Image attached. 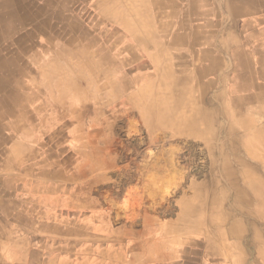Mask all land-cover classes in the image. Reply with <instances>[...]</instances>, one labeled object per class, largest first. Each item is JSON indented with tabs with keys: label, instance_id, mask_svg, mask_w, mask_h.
I'll return each mask as SVG.
<instances>
[{
	"label": "rangeland",
	"instance_id": "obj_1",
	"mask_svg": "<svg viewBox=\"0 0 264 264\" xmlns=\"http://www.w3.org/2000/svg\"><path fill=\"white\" fill-rule=\"evenodd\" d=\"M93 1L80 0L86 36L97 38L98 47L110 44L109 53L126 62L118 67L116 62L113 65L105 60L113 69L112 78L130 73L138 78L112 92L100 74L84 72L94 80L85 85L83 78L76 82L84 97L64 105L51 101L46 106L49 112L44 109L50 114L48 119L35 111L30 100L27 102V132L23 135L12 128L14 120L7 118L5 140L0 143L9 148L14 142L24 145L16 168L25 172L24 178H30L22 186L40 185L33 195H24L10 172L15 167L5 170L6 178L15 177L11 195L14 206L27 216L23 227L9 226L23 242L21 247L8 248V257L15 256V264H264V208L253 210L235 201L224 165L227 162L238 175L236 183L249 190L250 196L251 184L241 175L257 177L264 196V150H250L240 141L229 144L230 139L240 140L244 133L264 125V119L249 111L250 124L233 128L222 114L223 97L228 98L230 90L216 85L203 89L204 98L197 104L212 115L214 125L221 126L215 134L200 124L203 134L196 136L190 129L179 127L175 117L162 123L156 115H145L143 100L145 104L159 98L158 81L163 77L159 65L170 60L176 66L180 60L177 56L167 60L170 49L166 36L158 38L155 45L145 43L141 47L137 41L141 34L110 20L107 13L92 6ZM123 15L131 16L129 11ZM175 18L174 24L178 22ZM155 19L157 23L166 21ZM56 24L63 30L65 21ZM152 54L159 64L158 72ZM192 67L197 72L206 69L201 63ZM146 73L155 76V87L147 89L148 96L142 98L139 91L146 87V79L141 78ZM173 73L177 75L178 70ZM194 87L191 79L182 86L175 85L171 92L178 96ZM51 89L57 91L55 86ZM69 106L76 117L64 112ZM5 159V155L0 157V166ZM33 164L35 169L30 174L24 166ZM43 170L46 175L39 174ZM30 190L27 187L25 192ZM187 202L196 206H188L186 211ZM257 204L255 199L254 206ZM17 217L13 212L11 221ZM141 253H146V259L140 258Z\"/></svg>",
	"mask_w": 264,
	"mask_h": 264
},
{
	"label": "bare ground",
	"instance_id": "obj_2",
	"mask_svg": "<svg viewBox=\"0 0 264 264\" xmlns=\"http://www.w3.org/2000/svg\"><path fill=\"white\" fill-rule=\"evenodd\" d=\"M208 1L214 3L213 0ZM246 2L249 6H253L263 3L264 0H246ZM246 2L244 0H224L219 4L226 11V14L228 13L233 19L237 17L244 19L241 27L231 28L233 30L227 34V40L232 39L237 34L241 40V46L246 51L245 53L240 52L235 48L230 50L232 58L236 60V65L232 68L241 74L233 79V85L236 89L233 88L234 90L230 91L228 98L223 97L222 114L231 121L233 128L236 124H250L251 119L247 116L249 111H256L264 119V14L249 15L247 13L248 7L244 6ZM157 3L159 6L160 4L167 6L163 12L159 13L161 16H158L156 11L154 12L153 5L156 4L155 6H157ZM92 6L98 11L101 9V13H107L111 17L110 20L120 25L122 23L128 28H126L127 30L135 31L141 34L140 36L145 35L146 37H138L137 41L141 47L145 43L146 45H155L158 38L166 36V47L170 49L167 60L173 56H177L180 60L176 66H173L174 62L170 60L159 65L154 61L156 57L152 54L154 69L157 71L162 67L163 77H160L159 81L156 79L159 86L161 85L159 98L157 97V100H151L145 104L146 99L142 102V111L145 115H156L158 121L162 123L171 122L172 118L175 117V122L179 127L190 129L196 136L203 134V130L199 129L200 124H204L205 130L211 134L220 130L221 126L214 125L215 121L211 119L212 115L200 110L197 104L199 105L201 97L204 98L203 89L214 85L220 87L221 90L225 89L224 80L218 78L220 73L216 75V78H212L211 74L216 70V67L222 66L223 69L228 65L224 63V60H221V57L216 56L211 59L209 66L203 64V68H206L204 72H197L192 67L194 63L199 65L196 62L197 59L200 60L197 47L206 43V41H202V37L213 38L218 33V31H210L214 30L210 27H216L220 25L219 23H223L220 21L219 14H216L215 22H211L207 18H202L199 10L197 8L195 10L194 7L189 9V13L194 14L196 23L191 21L190 16L184 17L182 21L174 24L173 18L176 17L175 0H94ZM81 10L80 0H0V142L5 140L3 132L7 128V118L14 120L12 128L15 131L21 132L22 135L27 132L24 123H26L28 115L26 104L29 100L31 104L35 105V111L43 114L44 119H48L50 114L44 112V109L49 112L46 106H49L51 101L60 102L64 105L65 101L77 102L84 97V93L79 92L76 86L77 81H83L80 78L85 79L83 84L85 85L88 80L94 82L93 78H87L88 75L98 73L105 79L104 85L112 92H119L130 81L137 80L138 76L133 73H130V76L122 74L112 78L113 69L105 65V60H111L113 65L116 62L118 67L125 66L126 62L118 54L112 56L109 53L110 44L98 47L96 46L97 38L86 36L85 31L88 29L83 27L84 19ZM127 11L130 12L131 16L126 18L123 14ZM155 18L166 21L157 23ZM62 21H65L63 30L56 24V22ZM257 22L263 24L262 31H255ZM205 27L208 29H204ZM237 29L241 30L243 34H240ZM215 30L217 29L215 28ZM185 31H189V33ZM205 31L207 35L204 34ZM209 44L212 42L205 45ZM254 45L258 47L255 56L249 49ZM213 49H211L212 52L215 50ZM172 50H179L180 52L175 54ZM60 60L64 61L61 62ZM232 68L229 66L230 71ZM174 70H178L177 75H173ZM84 72H87L88 75L86 76ZM144 78L146 79V87L139 91V95L143 96L142 98L148 96L147 89L155 87L154 75L146 73L141 79ZM191 79L195 81V87L191 89V92L180 93L178 96L171 92L175 85L182 86ZM53 86L57 87V91L51 89ZM24 89L25 92H23ZM246 89L247 92L245 93ZM240 90L244 92L243 95L240 94L242 92ZM68 111L70 116L76 117L78 115L72 106L64 110V112ZM238 141L250 150L257 147L261 151L264 150V125L259 126L253 132L244 133L240 140L230 139L229 144L236 145ZM14 143H12L11 148L2 146L0 143V157L5 155L7 158L4 160V165L0 166L2 167L0 169V235L7 234L8 237H13V233L16 232L13 227H9L10 225L21 228L27 219L26 212L15 208L11 199L15 190V186H13L15 183L12 180L15 177L8 176L6 178L4 175L7 167H19L17 162L21 160L24 153V145ZM208 145L212 146V144ZM39 165L44 167V164ZM224 165L227 170V185L230 184L232 187L235 201L240 202L239 204L245 207L253 208V210H262L264 199L261 197L264 196L260 180L252 174L242 173L241 178L251 184L249 189L253 196H250L249 190L236 183L238 175L230 170L227 162H224ZM24 168L31 173L35 166L34 164L32 166L25 165ZM39 174L46 175L47 172L43 170L39 171ZM33 186L34 188H31L25 184L20 187L24 195H33L40 185L35 183ZM25 187L31 189L29 193L25 192ZM255 199L259 204L254 206ZM189 204L188 202L185 203L187 206L184 205L186 208L183 207V209L186 211L192 209L190 207L192 206L191 202ZM188 206L190 209L187 208ZM239 210L243 215H247L240 208ZM13 212H17L18 215L15 221H11ZM195 214L193 213V215ZM250 222L255 224L254 218H251ZM146 253H141L140 258L146 259ZM4 260L2 259L3 264H6ZM9 263L7 259V264Z\"/></svg>",
	"mask_w": 264,
	"mask_h": 264
},
{
	"label": "crops",
	"instance_id": "obj_3",
	"mask_svg": "<svg viewBox=\"0 0 264 264\" xmlns=\"http://www.w3.org/2000/svg\"><path fill=\"white\" fill-rule=\"evenodd\" d=\"M223 1L224 0H213L214 3H211V1L209 3L208 0H175L174 9H175L176 18H178V22L182 21L184 19V17L186 18V17L191 16V21L193 23H196L197 21H195L196 19L193 17L194 14L191 15L189 13V9L190 8L193 9L194 7H195V10H196V8L199 10L202 18H207L211 22H215V16H216V14H219V16L221 18V19L220 18L219 19L223 23H219L220 25L216 26V27H210V29L214 28V30H210V31H218V33L213 38H208L207 36L202 37L203 42L204 41H206V43L212 42V44H209L206 46L205 45L206 43H205V44H200L197 47V50L199 52V59H200L199 63L207 64L209 66V64L211 63V59L213 57H216V56L222 57L224 60V63L228 66L223 67V69H220V70L216 69V70H214V72L222 74L220 76L224 80V84H223L224 88L225 89L227 88L230 91H232V90L236 89V88H234V85H233V79L238 74H241V72H238V70L236 71L234 68H232V66L236 65V60L234 58H232V56H231L232 52L230 53V50L232 48H235V49H238L240 52L245 53L246 51H244V48L241 46L242 43H241V40L237 34L232 39H229V40H227V34H228V32H231V30L236 29L238 27H241L242 21L244 19L241 17H237L236 19H233L231 16L228 15V13L226 14V11L221 6H219V4L222 3ZM244 2H246V0H244ZM155 5H153V7L155 8L154 12L156 11L157 13H161V12H163L164 9L167 8V6L164 4L163 5L160 4V6H159V4L157 3V6H155ZM244 6L248 7L249 11L247 13L249 15L255 16L258 13L260 15L264 14V2L253 5V6H249L246 2V4H244ZM157 10H159V11H157ZM184 10H185V13H184ZM212 12H213V14H212ZM261 24L262 23H260V22H257L255 24V31H262L263 30V24L262 25ZM215 28L217 30H215ZM231 28H233V29H231ZM204 29L207 30L208 27H205ZM189 31H191V30H189ZM189 31H185V32L189 33ZM238 31L240 32V34H243V32L241 30H238ZM204 34L207 35L206 31L204 32ZM213 46H214L215 50L213 49ZM225 47H226V49H225ZM257 48L258 47L256 45L251 46V48H249L250 51L252 52L253 56H255L257 54V52H256ZM211 49H213L214 51L212 52ZM229 66L232 68L231 71L229 69ZM225 69H226V71H224ZM263 87H264V85H263ZM240 91H242V90H240ZM246 92H247V89L245 90V93ZM240 94L243 95L244 92L242 91ZM12 170H19V172L13 173ZM10 172L16 176L17 182L20 183V185H22L24 182H26L30 178V177L29 178L23 177V173H25V172H23L22 169L11 168ZM32 172L30 174H32ZM26 174H29V173H26ZM33 178H35V177H31V180ZM21 238L22 237L20 235L17 236L16 232L13 233V237H8L7 234H4L3 236L0 235V241H1L0 245H2V246H0V251H1L0 252V264H3L2 259H5L4 262H6V264H7L8 258H9L8 260L10 262L9 264H11V263L15 264L14 263L15 262V260H14L15 256H12V254L11 255L9 254V257H8L7 249L8 248L21 247L22 242H23V240Z\"/></svg>",
	"mask_w": 264,
	"mask_h": 264
}]
</instances>
